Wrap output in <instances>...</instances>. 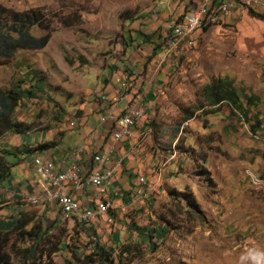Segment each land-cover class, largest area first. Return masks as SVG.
I'll return each mask as SVG.
<instances>
[{
    "label": "rangeland",
    "instance_id": "obj_1",
    "mask_svg": "<svg viewBox=\"0 0 264 264\" xmlns=\"http://www.w3.org/2000/svg\"><path fill=\"white\" fill-rule=\"evenodd\" d=\"M0 5L16 12L38 9L50 26L45 49L20 50L0 61V88L32 91L34 97L21 101L12 121L23 137L47 136L56 144L58 135L79 129L71 127L78 116L105 101L101 94L107 89L128 78L129 92L152 59L158 66L167 36L163 24L175 15L167 18L164 0H0ZM31 33L47 32L35 26ZM141 34L152 43H143ZM177 60L158 68L168 67L139 138L150 153V171L154 177L159 173L151 194L130 202L123 200L126 192L116 195L115 204L100 208L92 221L71 214L53 221L33 211L28 230L53 223L49 234L59 248L54 264H264V30L241 15L219 20ZM218 78L234 83L248 113L225 103L197 110L185 121L204 104L201 89ZM247 95L258 103L246 105ZM256 120L262 127L252 133ZM15 136L21 138L4 137L14 142ZM118 198L125 208L116 207ZM12 215L0 214V224L6 223L0 229L9 230ZM116 238L130 248L128 254ZM33 243L13 234L12 264L20 261L16 250ZM96 243L110 248L109 263L91 256Z\"/></svg>",
    "mask_w": 264,
    "mask_h": 264
},
{
    "label": "crops",
    "instance_id": "obj_2",
    "mask_svg": "<svg viewBox=\"0 0 264 264\" xmlns=\"http://www.w3.org/2000/svg\"><path fill=\"white\" fill-rule=\"evenodd\" d=\"M164 1L168 8L166 10L167 18L175 14L173 15L174 17L171 18V21H173L202 5L214 6L224 0ZM253 11L264 15V7H258ZM249 12L250 10L237 8L223 15L221 20L225 19L229 21L230 19L232 20V16L241 15L247 22L264 30V22L251 16ZM171 21L163 24L164 28L166 27V33L167 27ZM198 35L199 34H197V36ZM155 63L153 59L151 66L146 70L145 74L138 78L137 88H133L131 91L127 92L124 101H117L114 96L115 89H107L105 93L108 95L109 101L107 102V95H105L106 99L102 104H95L92 108L85 110L83 112L84 114L78 116L76 119L77 121L73 123H80L79 129L66 133L64 136L58 135L56 140L59 143L57 142L55 148L43 152L27 154L25 151L26 148H36L39 144L49 143L54 140H48L47 136H27L21 138L15 136L14 142L9 138H1L0 157L1 155L5 156V159L14 163L15 166L11 168L9 179H0V203H2L0 204V214L5 212L13 213L14 215L10 218H14V220H18L19 217L23 216L26 219L32 220V222H34L35 216V212L33 211H40L39 214L43 213L42 215L54 219L53 221H57V219L62 216H69V214L73 216H69L71 218H78L76 215L67 211H64L62 214L58 206L55 205L57 201H42L40 204L29 202L30 198L40 195L38 177L32 160L36 159L41 154L45 156L47 160L55 164L56 171L65 172L69 168L71 162H73L75 154L79 151V165L83 175H88L95 166L93 162L94 157L107 151L110 152L108 165L116 164L118 168L114 179L110 183L108 192H100L98 189L89 185L83 189H79L72 185L70 186V195L80 203L83 210L89 209L91 211H97L96 209H98V206L103 209L110 207L112 204H115V202H113L114 197H116V195L122 196L125 192L126 197L123 199L124 201H129L131 197L135 196L148 197L152 191L150 183L155 178L159 179V173L156 175L157 177L153 176L149 169L151 161L149 157L150 153L147 152V146L139 141L144 130L148 128L146 123L138 124L134 128L135 133L133 140L114 144L112 136L116 130V122L107 121L103 124L101 121L109 113L121 116L128 103L146 88L148 91L144 94V105L147 108L148 116L152 118L156 94L164 81L168 69V67H166L160 72L158 71L160 69H158ZM171 63L172 62L168 63V66H171ZM123 200L118 198L116 207L125 208V205H123L125 202ZM10 218L7 219V224ZM35 218L37 219L38 217ZM47 218L46 220H49ZM43 225H46L45 222H43ZM116 241H118L117 238Z\"/></svg>",
    "mask_w": 264,
    "mask_h": 264
},
{
    "label": "trees",
    "instance_id": "obj_3",
    "mask_svg": "<svg viewBox=\"0 0 264 264\" xmlns=\"http://www.w3.org/2000/svg\"><path fill=\"white\" fill-rule=\"evenodd\" d=\"M249 13L251 16L264 22V15L258 14L253 10H250ZM35 26L47 33L42 37H35L31 33V29ZM141 36L143 37V43H152L151 36L142 34ZM51 37L50 26L46 23L44 13L40 10L16 12L0 5V61L13 59L20 50H43L48 46ZM200 94L203 97L204 104L196 108L194 112L189 113L185 121L192 119L197 110H204L205 108L218 109L225 103H228L233 111L244 112L245 114L248 113L236 86L230 80L218 78L212 81V83L204 86ZM33 97L34 93L28 89H24L22 86H14L7 91L0 88V139L8 133L23 137V130L19 128L18 124L12 121V116L21 101ZM244 99L246 105H255V103L258 102V99L253 96L247 95ZM215 112L216 110H212L209 113ZM261 125V121L256 120V122L250 126L252 133H256L258 129H261ZM56 146L57 144L51 141L49 143L39 144L36 148H26L25 151L27 154H33L55 148ZM13 166H15L14 163L6 160L5 156L1 155L0 179H9ZM209 182L212 184L213 180L209 178ZM178 196L183 197L184 200L189 197L181 193H179ZM187 204L193 205L194 203L189 201ZM32 223V220L26 219L23 216L19 217L17 221H15L14 218H10L8 225L11 227L9 230L0 229V264H12V253L9 252L8 249L10 248L9 244L13 234H18L21 239L28 237L34 240V243L30 247L24 248L23 250H16L20 259L18 264H54L53 255L59 248L58 244L53 241L54 235L50 236L49 234L50 229L53 227V223L51 226L45 227L42 221L40 224H33L30 230H28V226ZM43 227H45V229H43ZM116 245L121 247L123 255L130 252V248L127 246L126 248L123 245L121 246V241L118 240ZM14 246L13 244L12 247ZM13 249L15 250L16 247ZM109 250L110 248L101 247L100 244L96 243L91 256H97L102 262L109 263L108 257L110 256L105 254L106 251ZM91 256L90 260L92 261Z\"/></svg>",
    "mask_w": 264,
    "mask_h": 264
},
{
    "label": "built area",
    "instance_id": "obj_4",
    "mask_svg": "<svg viewBox=\"0 0 264 264\" xmlns=\"http://www.w3.org/2000/svg\"><path fill=\"white\" fill-rule=\"evenodd\" d=\"M262 7L260 0H224L217 5H202L197 9L183 14L180 18L173 20L167 27V36L162 48V54L159 57L158 68L166 63L177 61L178 54L188 52V46L191 45V37L194 33L203 29V23L206 18H215L221 20L223 15L241 8L244 10H256ZM128 78H125L121 85L115 89L114 96L118 102L125 100L127 92L130 89ZM147 89V88H146ZM146 89L134 97L127 105L121 116L109 113L101 123L107 121L116 122V130L113 133L114 144L131 141L134 139V128L141 123H147L149 120L147 108L144 105V94ZM101 95H107L103 93ZM109 97L107 95V102ZM80 124L71 123V127L77 129ZM79 151L75 154L73 162L65 172L56 171L55 164L47 160L42 154L32 160L35 172L38 177V186L40 195L30 198L29 202L42 200L45 195H57L56 206L63 212L66 210H77L89 221L100 217V207L98 212L85 213L80 203L70 195V186H76L83 189L86 186H92L100 192L109 190L111 181L114 179L118 165H108L110 152H104L94 157V168L88 175H83L79 165Z\"/></svg>",
    "mask_w": 264,
    "mask_h": 264
},
{
    "label": "bare ground",
    "instance_id": "obj_5",
    "mask_svg": "<svg viewBox=\"0 0 264 264\" xmlns=\"http://www.w3.org/2000/svg\"><path fill=\"white\" fill-rule=\"evenodd\" d=\"M260 4H261L262 7H264V0H260ZM216 22H217V19H215V18H206L205 19V23H203V29L206 26H210L211 24H215ZM203 29H200L199 31H197L191 37V45L188 46V52H181L180 54H178V57L177 58H184V57H187V55L190 54L191 50L195 46V40L197 38V34H199ZM101 98L103 100L106 99L105 96H101ZM42 201L55 202V201H57V195H45L42 200H35L34 202H31V203H33V204H40V203H42ZM66 211L69 212V213H72V214L76 215L79 219H81L83 221H89L85 216L81 215L80 212L77 211V210H66ZM96 212L97 211H94V210L91 211L89 209H85V213H96Z\"/></svg>",
    "mask_w": 264,
    "mask_h": 264
}]
</instances>
